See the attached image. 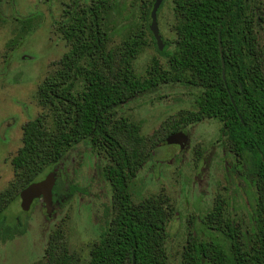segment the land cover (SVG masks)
Wrapping results in <instances>:
<instances>
[{"label":"trees","instance_id":"trees-1","mask_svg":"<svg viewBox=\"0 0 264 264\" xmlns=\"http://www.w3.org/2000/svg\"><path fill=\"white\" fill-rule=\"evenodd\" d=\"M107 1H74L56 24L69 49L37 86L41 113L22 126V146L11 159L14 178L0 193V240L24 233L20 222L9 227L3 215L20 192L54 172L52 195L57 199L64 183L54 168L74 146L89 143L109 157L105 172L112 206L87 264H167L166 226L174 211L162 195L133 203L131 183L152 148L186 126L214 119L221 124V144L235 159L226 166L227 180L254 190L251 224L242 232L240 224L224 219L223 202L218 200L207 223L222 233L227 248L188 239L182 264H264V47L253 31V20L245 15L243 0H171L174 52L168 68L153 60L143 79L133 69L140 48L137 36H129L114 51H104L98 18ZM150 2L147 21L155 0ZM163 44L161 52L155 44L160 55L168 48ZM162 84L198 90L197 109L181 112L147 138L139 125L116 118L117 108ZM65 233L62 222L49 234L42 258L32 264H81L69 252Z\"/></svg>","mask_w":264,"mask_h":264},{"label":"rangeland","instance_id":"rangeland-1","mask_svg":"<svg viewBox=\"0 0 264 264\" xmlns=\"http://www.w3.org/2000/svg\"><path fill=\"white\" fill-rule=\"evenodd\" d=\"M76 1L89 5L92 0H0V193L12 182L11 159L22 146V126L41 113L35 93L42 80L56 68L69 47L56 24L68 5ZM253 20V31L264 47V0H243ZM150 0H108L99 12V28L104 36V51H114L126 38L135 35L140 42L133 63L135 75L143 79L153 60L168 68L174 52L175 15L171 0H163L157 23L166 54L160 55L149 31L145 14ZM31 18L29 23L25 22ZM165 44H163V49ZM159 51V52H161ZM199 91L177 84H162L154 92L130 100L115 110L116 118H125L140 126L147 138L164 122L178 118L181 112L195 111ZM221 124L203 120L183 128L187 143L161 144L137 171L131 183L133 203L162 195L168 199L173 215L166 226L167 264H182L188 239L198 243L214 241L227 248L222 233L211 229L207 215L218 200L223 202V218L235 221L246 231L254 204V190L227 180L226 166L234 162L219 140ZM108 164L103 155L79 144L63 160L66 183L83 189L48 215L40 199L28 211L17 198L3 213L9 227L22 224L24 233L0 240V264H32L44 254L49 234L63 222L67 247L89 261V250L99 240L103 222L109 220L112 191L101 176ZM235 182V183H234ZM107 215V217H106ZM109 217V218H108ZM20 222V223H19Z\"/></svg>","mask_w":264,"mask_h":264},{"label":"water","instance_id":"water-1","mask_svg":"<svg viewBox=\"0 0 264 264\" xmlns=\"http://www.w3.org/2000/svg\"><path fill=\"white\" fill-rule=\"evenodd\" d=\"M163 0H155L151 12H150V25L149 31L155 41L158 51L163 48V41L160 36L158 23H157V12ZM220 46V42H219ZM221 65L224 67V62L220 49ZM222 77L224 79V72H222ZM187 135L183 132H178L176 134L170 135L165 139V144L167 145H179L183 147L187 143ZM55 184V173H49L43 180L30 184L19 194V199L21 201V209L23 211H28L34 200L40 199L45 207L48 215H51L53 211L52 205V188Z\"/></svg>","mask_w":264,"mask_h":264},{"label":"flooded vegetation","instance_id":"flooded-vegetation-1","mask_svg":"<svg viewBox=\"0 0 264 264\" xmlns=\"http://www.w3.org/2000/svg\"><path fill=\"white\" fill-rule=\"evenodd\" d=\"M243 3H244V1H243ZM244 8H245V15H246V17H248V21H251V17L250 16H248L247 15V13H246V6H245V4H244ZM183 132V131H182ZM184 134H186L185 132H183ZM80 144H84V143H80ZM86 144V143H85ZM87 144H89V143H87ZM77 145H79V144H77ZM76 145V146H77ZM90 145V144H89ZM76 146H74L71 150H73ZM179 146V145H178ZM90 148H91V150L93 151V150H95V151H98V152H100V153H103V155H105V157H106V159H107V161H108V164H109V157H108V155H107V153L104 151V150H100V149H93V147L90 145ZM70 150V151H71ZM69 151V152H70ZM68 152V153H69ZM67 153V154H68ZM67 154H66V156H67ZM65 156V157H66ZM64 157V158H65ZM64 158H63V160H64ZM63 160L61 161V163L58 165V167H56V168H54V171L56 172V176L58 177H61V179H62V181H63V183H64V187H63V189L61 190V192H60V194H59V196L57 197V199H55L54 198V200H53V195H52V205H53V210H55V208H57V207H59V206H61V205H63L66 201H68L75 193H84V191H83V189H81V188H78V187H76V186H74V185H70V184H68V183H66V181H65V176H64V173L62 172V169H61V167H62V164H63ZM108 164H106L103 168H102V172H101V176L103 177V179L110 185V181H109V179L107 178V174H106V169H107V167H108ZM55 185V184H54ZM54 187V186H53ZM110 187H111V185H110ZM71 188H74V192L72 193V191H69ZM52 190H53V188H52ZM111 191H112V188H111ZM35 201V200H34ZM33 201V202H34ZM37 201V200H36ZM111 206H112V196H111V199H110V207H109V209L108 208H106V214H108V213H111ZM106 217H107V215H106ZM109 218V217H108ZM109 222V220L107 219V220H105L104 222H103V225L101 226V229H100V232H99V234L101 235V232H102V230L106 227V225H107V223ZM100 235H99V238H100Z\"/></svg>","mask_w":264,"mask_h":264}]
</instances>
